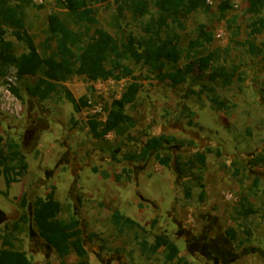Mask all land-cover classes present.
Returning a JSON list of instances; mask_svg holds the SVG:
<instances>
[{
    "label": "rangeland",
    "instance_id": "rangeland-1",
    "mask_svg": "<svg viewBox=\"0 0 264 264\" xmlns=\"http://www.w3.org/2000/svg\"><path fill=\"white\" fill-rule=\"evenodd\" d=\"M57 1L34 0L23 12L26 29H7L4 37L14 45L17 57L32 51L36 56L23 70L0 59V135L20 144L29 165L10 187L0 177V236L12 234L24 212L19 200L26 193L29 223L13 232L16 250L25 252L33 264H62L40 238L33 218L36 198H45L56 187L61 219L77 222L88 264H264V32L250 36L249 27L258 17L248 13V0H214L209 12H182L184 30L171 23L181 35L184 51L205 26L212 40L199 44L192 55L218 51L215 68L225 69L226 77L216 70L202 71L186 54L163 56L166 72L174 64L187 75L186 83L178 87L161 82L147 66L132 60L124 63L135 70L134 76L121 81L99 78L102 67L81 66L65 84L77 99L86 96L99 106L102 113L97 116L103 122L116 103L136 120L125 134L111 133L103 140L89 131L88 120L95 115L91 109L76 113L62 92L40 101L26 89L57 50L48 31L49 17L57 14L74 30L83 29L70 18L71 1L62 0L60 6ZM148 1L150 15L143 19H134L129 6L119 15L117 4L102 1L96 7L99 26L139 49L147 23L157 14L155 0ZM260 17L264 19V9ZM248 40L261 51L258 56L250 54ZM104 68L111 70L109 65ZM199 91L200 99L193 94ZM213 96L229 110H215ZM147 142L172 158L169 167L160 165L155 153L143 163L123 160V155L140 152ZM207 148L219 150L221 156L209 154L205 167L195 160L192 171L179 174L178 157L193 161ZM115 152L119 162L112 160ZM185 186L192 190L191 200L185 197ZM246 210L258 213L247 215ZM117 212L140 223L145 232L117 229L113 224ZM156 236L170 238L182 262H166L165 246L152 253ZM78 261L72 254L65 264Z\"/></svg>",
    "mask_w": 264,
    "mask_h": 264
},
{
    "label": "trees",
    "instance_id": "trees-1",
    "mask_svg": "<svg viewBox=\"0 0 264 264\" xmlns=\"http://www.w3.org/2000/svg\"><path fill=\"white\" fill-rule=\"evenodd\" d=\"M74 6L70 18L83 29L74 30L59 15L52 14L49 17V35L57 44L55 54L49 59V64H42L39 68L40 76L34 85L26 87L28 94L40 101L51 99L54 95L62 92L65 98L73 105L76 113L90 107V100L82 97L77 99L73 93L65 86L71 78L76 76L81 66L102 67L97 73L103 80L123 79L134 76L135 70L126 65L124 61L132 60L136 65L147 66L152 74H156L161 82L169 81L173 87H178L187 81L186 73L177 65H171L170 71H165L167 64L163 61V56L175 58L177 55L186 54L189 60L202 71L216 70L220 77L228 75L225 69L215 68L219 60L218 51L209 52L204 55L193 56L191 50L198 47L199 44L212 40L213 35L206 33L205 26L201 27L198 39L191 43L190 50L184 51L180 48L181 35L172 28L171 23L177 24L181 30L185 29L180 20L182 12L191 14L196 10H205L209 12L211 7L207 0H155L153 7L157 10L156 18L147 23L145 28L146 36L140 41L139 49L128 42L118 41L108 30L99 26L96 7L102 2H114L118 5L119 15L124 13V7L129 6L134 19H143L150 15V3L148 0H70ZM248 13L258 17L249 29L250 36L260 35L264 32V19L260 17L264 9V0H248ZM34 0H17L12 3L11 0H0V59L21 70H23L36 56V52L22 54L17 57L14 54V45L5 41L7 29L24 31L26 23L23 17L25 9L31 7ZM63 4L62 0L57 1V5ZM249 52L258 56L261 51L255 43L248 40ZM110 66L111 70H106L105 66ZM15 96L22 98L18 89H12ZM212 91V90H211ZM214 92V91H213ZM203 91L193 92L198 99ZM212 107L217 111L229 110V105L222 102L219 97H210ZM184 110H190L184 106ZM191 117L195 116L190 113ZM88 128L91 135L96 140H103L111 133L123 135L128 126H135L136 120L125 113L123 107L116 103L111 109L110 116L103 122L100 117L94 115L88 120ZM2 124L0 122V128ZM159 148L153 142H147L140 152H129L123 155L126 162L143 163L147 162L152 153H155L157 162L165 167L172 163L170 156H162ZM216 153L221 156L219 150L214 151L207 148L199 151L194 156L193 161L184 162L180 157L175 161L179 174L192 171L195 168V160L198 165L205 167L209 154ZM112 160L119 162L116 152ZM264 164V158L262 159ZM29 165L26 156L21 150V146L12 138H5L0 135V177H4L7 187L19 182L22 175L28 170ZM97 172V171H96ZM258 185L256 182L255 186ZM185 197L187 200L193 198L192 190L185 186ZM205 197L200 196L204 201ZM23 214L13 225V232L19 231L23 225L29 223V217L25 210L28 207L27 194H23L19 200ZM62 204L56 199V187H53L50 193L45 197H38L34 202L33 218L36 222L39 236L57 253L62 260V264L75 254L79 261L75 264H88L89 253L85 247L83 238L76 232L77 222L61 219ZM248 214H256L258 211H245ZM153 221V226L156 224ZM114 226L120 231L126 229H138L145 232L140 223L134 219L117 212L113 218ZM0 236V242L3 248L0 250V264H33L25 252L16 250L14 234ZM165 246L166 262H173L176 259L182 262L180 250L170 239H163L156 236L154 244L150 249L156 253L161 247Z\"/></svg>",
    "mask_w": 264,
    "mask_h": 264
},
{
    "label": "built area",
    "instance_id": "built-area-1",
    "mask_svg": "<svg viewBox=\"0 0 264 264\" xmlns=\"http://www.w3.org/2000/svg\"><path fill=\"white\" fill-rule=\"evenodd\" d=\"M213 3H214V0H207V4L209 6L213 5ZM219 37H222V35L219 34ZM89 103H90L89 109L92 110L93 114L98 115V114L102 113V110L100 109L99 106L94 105L92 101H90ZM100 120H102V119L100 118Z\"/></svg>",
    "mask_w": 264,
    "mask_h": 264
},
{
    "label": "crops",
    "instance_id": "crops-1",
    "mask_svg": "<svg viewBox=\"0 0 264 264\" xmlns=\"http://www.w3.org/2000/svg\"><path fill=\"white\" fill-rule=\"evenodd\" d=\"M131 218V217H130Z\"/></svg>",
    "mask_w": 264,
    "mask_h": 264
}]
</instances>
